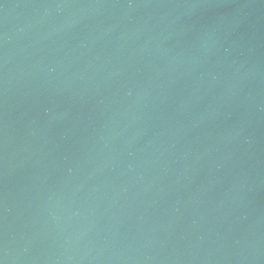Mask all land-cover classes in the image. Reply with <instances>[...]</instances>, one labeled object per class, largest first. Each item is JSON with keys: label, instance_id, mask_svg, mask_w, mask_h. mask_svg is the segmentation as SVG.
<instances>
[{"label": "water", "instance_id": "obj_1", "mask_svg": "<svg viewBox=\"0 0 264 264\" xmlns=\"http://www.w3.org/2000/svg\"><path fill=\"white\" fill-rule=\"evenodd\" d=\"M0 264H264V0H0Z\"/></svg>", "mask_w": 264, "mask_h": 264}]
</instances>
